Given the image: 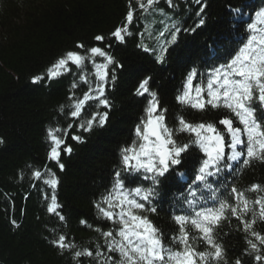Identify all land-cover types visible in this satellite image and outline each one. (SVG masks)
Returning a JSON list of instances; mask_svg holds the SVG:
<instances>
[{"label":"snow or ice","instance_id":"obj_1","mask_svg":"<svg viewBox=\"0 0 264 264\" xmlns=\"http://www.w3.org/2000/svg\"><path fill=\"white\" fill-rule=\"evenodd\" d=\"M166 2L169 8L177 7L172 0ZM159 3L160 0H128L123 22L107 38L102 34L93 37L103 47L77 43V50H67L44 73L32 77L33 84L65 74L73 77L68 103L57 109L60 116L72 122L67 128L59 121L46 128L47 161L54 162L61 171L65 167L62 153L72 152L66 144L69 130L75 126L78 132H91L108 121L112 107L108 87L116 80V69L123 65L112 55V44L105 43L106 39L124 44L125 38L132 35L129 26L137 10L144 16L159 15L163 17V28L155 33V46L149 47L142 40L137 47L153 54L162 64L169 47L178 43L179 34L196 30L184 28L180 19L155 7ZM192 3L199 5V28L205 24L202 13L207 5L202 0ZM229 12L233 28L229 47L221 54L214 42L198 63L182 73L175 96L180 107L171 116L161 106L158 93L150 89L151 77L141 79L135 87V96H147L143 115L135 125L131 142L121 146L119 164L107 187L93 200L96 219L110 227L104 230L87 219L80 220V225L100 238L90 241L94 250L69 239L58 228L49 229V242L61 255L69 253L72 264H81V258H90V264H229L217 229L224 221L231 223L232 218L239 221L238 229L245 234L247 247L243 254L264 262L260 247L264 246V235L254 227L258 221L264 222V185L254 182L240 189L234 182L254 162L264 163V7L249 14L243 6H229ZM145 33L150 39L154 35L147 21L145 31L140 33L142 38ZM81 89L86 90L79 95ZM209 107L225 109L230 116L219 118L217 124L189 121L183 114L187 108L204 112ZM72 139L84 142L80 135L73 134ZM193 150L200 155L190 161L189 168L182 169L187 154ZM27 167L31 170V187L41 183L51 190L49 194L41 189L47 212L66 225V217L59 211L62 205L56 195V173L47 163L42 168ZM170 173L174 174L173 180L165 187L163 179ZM24 176L23 171L18 173L19 180ZM170 192L169 217L174 228L166 234L149 214L158 212V205L165 203ZM248 193H255V198ZM12 223L16 226L15 220ZM234 264L243 262L237 257Z\"/></svg>","mask_w":264,"mask_h":264},{"label":"trees","instance_id":"obj_2","mask_svg":"<svg viewBox=\"0 0 264 264\" xmlns=\"http://www.w3.org/2000/svg\"><path fill=\"white\" fill-rule=\"evenodd\" d=\"M172 2L177 7L169 8L166 0H160L155 7L180 19L184 28L196 30L182 31L162 64L156 62L153 54L137 47L142 40L149 47L155 46V33L163 28L160 23L163 17L159 15L144 16L137 10L129 26L132 35L125 38L124 44L116 43L114 38L106 39L105 43L112 44V55L123 65L122 69H116V80L108 87L107 95L112 103L108 121L104 127H95L91 132H78L75 126L69 130L66 144L72 147V152L62 153L61 163L65 167L61 171L54 162L47 161L46 128L57 121L67 128L72 122L60 116L57 109L68 103L73 77L65 74L52 81L45 78L37 84L31 82L32 77L44 73L67 50H77V43L103 47L93 37L102 34L107 38L123 22L128 0H0V264H72L69 253L61 255L49 242L50 228H58L69 239L94 250L90 241L100 238L96 232L80 225V220L87 219L104 230L110 227L107 222L96 219L93 200L107 187L114 167L119 164V150L131 142L135 125L143 115L147 96L133 94L139 81L151 77L150 89L158 93L161 106L171 116L180 107L175 96L182 73L198 63V58H203L214 42L221 54L229 47L233 36L229 6H243V11L249 14L264 7V0H202L207 5L202 13L205 24L196 28L199 5L192 0ZM145 21L152 25L151 39L147 33L143 38L140 35L145 31ZM72 71H76L74 66ZM83 90L86 89L79 90L78 94L82 95ZM183 114L189 121L217 124L219 118L230 116L225 109L210 107L204 112L187 108ZM73 134L82 136L84 142L74 141ZM198 155V150L188 153L181 168H189L190 161ZM46 163L59 178L56 195L66 225L46 210L41 189L49 194L51 190L41 183L35 188L30 186L31 170L27 166L42 168ZM21 171L25 173L23 180L18 179ZM173 177L170 173L163 179L165 187ZM234 182L240 189L254 182L264 185V163L254 162ZM255 195L248 193L252 199ZM170 203L171 192L165 203L158 205V212L149 214L166 234L174 228L169 217ZM238 225L239 221L232 218L231 223L224 221L217 229L229 264H234L237 257L243 264H264L256 262L254 255L243 254L247 245ZM254 227L264 235V222L258 221ZM260 247L264 250V246ZM81 264H90V258H81Z\"/></svg>","mask_w":264,"mask_h":264}]
</instances>
